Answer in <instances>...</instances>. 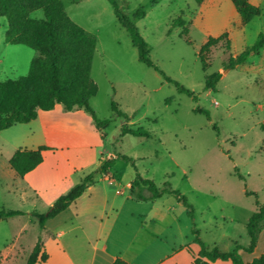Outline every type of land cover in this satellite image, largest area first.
<instances>
[{
    "label": "rangeland",
    "instance_id": "374dc122",
    "mask_svg": "<svg viewBox=\"0 0 264 264\" xmlns=\"http://www.w3.org/2000/svg\"><path fill=\"white\" fill-rule=\"evenodd\" d=\"M116 1L148 43L152 62L195 96L178 92L173 83L138 60L137 49L108 0H61L70 19L96 38L90 70L96 90L89 105L99 119L111 121L98 130L90 114L80 108L83 117L77 119V134L63 139L42 130L38 119L0 130V209L24 212L0 223V251L9 248L18 252L13 255L15 259L4 264H20V257L29 253L38 236L44 241L50 231L64 230L68 218L92 208L78 202L49 221L47 233L40 235L38 222L30 212H47L69 182L75 184L91 173L90 185L95 188L82 200L90 197L96 205L105 197L130 199L132 192L127 184L135 175L130 162L115 160L109 168L114 183L104 180L98 170L115 153L131 157L141 176L158 187L166 182L183 194L193 208L205 243L216 241L220 248H232L222 237L231 227L222 215L234 217L236 240L240 244L249 242L247 219L257 202L264 203V46L231 69L224 68V63L229 54H238L264 32V0H252L261 13L245 25L231 0ZM138 9L144 15L134 18ZM29 15L41 19L43 12L38 9ZM177 17L183 19L187 34L182 26L172 25ZM6 29V18L0 16V81L27 74L35 54L28 46L6 42ZM223 32L226 38L211 47L204 67L200 47L209 36ZM227 38L229 50L225 46ZM216 72L221 76L215 88L205 89L206 78ZM112 102L128 119L112 110ZM125 123L142 126L151 136L121 135ZM60 139L72 144L67 149L68 161L78 171L67 168V161L57 153ZM40 144L53 146L45 151V165H60L62 173L58 178L44 175L38 182L40 191L34 192L13 172L8 160L16 149H34ZM120 190L122 194H118ZM152 202L160 213L188 215L187 208L171 194L153 201L133 200L132 205L148 212Z\"/></svg>",
    "mask_w": 264,
    "mask_h": 264
},
{
    "label": "trees",
    "instance_id": "16d2710c",
    "mask_svg": "<svg viewBox=\"0 0 264 264\" xmlns=\"http://www.w3.org/2000/svg\"><path fill=\"white\" fill-rule=\"evenodd\" d=\"M108 1L113 7L117 21L128 32L132 45L136 47L138 60L163 75L166 81L176 86L178 92L195 96L192 91L166 76L157 68L148 55V43L139 34L134 22L122 12L116 0ZM197 1L198 3L201 2V0ZM231 2L242 25L261 13V9L251 3L250 0H231ZM38 9L42 10L43 17L41 19L31 18L29 14ZM143 15L144 11L138 9L134 13V18ZM0 16L5 17L7 21L5 41L11 44L25 45L35 51L29 62L27 74L16 79L0 81V130L35 120L40 110H50L56 104H60L65 111L82 108L90 114L96 129L106 128L111 119H99L89 105V99L96 90L90 78L96 38L70 19L64 11L61 0H0ZM172 25L182 26V32L187 34L188 29L184 26L181 17L175 18ZM226 36V32L218 36H209L202 44L199 55L204 67L211 47ZM225 46L226 49H230L228 38L225 40ZM263 46L264 32H260L252 45L246 46L236 55L229 54L224 63V68L231 69L245 62L250 55L259 53ZM220 76L219 72L208 76L205 80V89L213 90ZM111 108L118 116L128 119L115 102L111 103ZM196 111L204 112L201 108H197ZM261 128L264 129V125ZM120 134H131L145 138L151 136L144 127L129 126L127 123L121 126ZM46 149L48 147L45 145H38L34 149L18 148L10 156L9 166L17 176L23 177L42 162V152ZM117 158L130 162L134 167L135 175L130 182V189L136 200L148 201L159 198L163 194H171L187 208V214L191 220L193 242L199 247L198 257L194 259L195 264H209L216 259L230 260L233 264H264V253L253 257L249 262H244L238 252L239 249H242L246 253H251L256 246L261 225L264 222V203L257 202L256 210L247 219L248 244L246 246L236 244L231 251H222L217 246L210 247L200 239L199 231L193 221V208L187 202L186 197L178 190L169 187L166 182L162 187H158L151 179L142 177L131 157L120 153L110 155L99 165V172L107 173ZM238 176L242 178L241 175L238 174ZM92 182L93 175L87 174L65 193L60 194L47 212L31 211L30 214L36 218L39 229L43 230L48 219L66 210ZM247 193L252 194V192ZM23 214L24 212L19 209H0V220ZM46 259L47 253L43 250L41 237L38 236L25 264H36L37 262H44ZM1 260L2 255L0 253V262ZM110 264L130 263L117 257Z\"/></svg>",
    "mask_w": 264,
    "mask_h": 264
},
{
    "label": "crops",
    "instance_id": "0c3cea01",
    "mask_svg": "<svg viewBox=\"0 0 264 264\" xmlns=\"http://www.w3.org/2000/svg\"><path fill=\"white\" fill-rule=\"evenodd\" d=\"M250 2L253 3L252 0ZM78 117L81 119L83 117L80 108L65 111L60 104H56L50 110H40L35 120H40L42 130L63 139L68 137V135L77 134L76 132L79 129L77 125ZM61 139L58 144L59 150L57 153L67 161V168H71V171H78L79 168L68 161L67 149L72 144ZM40 145L48 147V149L42 152V162L22 177L27 186L34 192L40 191L38 182L40 181L39 179H44V175H55L58 178L62 173L60 165H45V151L53 149V146L49 144ZM101 174L104 180L114 183L109 170L107 173ZM51 182L55 183V180ZM72 185L74 183L69 182L65 186L63 193ZM127 187L130 188V182L127 184ZM94 188L93 185H89L85 192L66 209L70 210L72 206H77L78 202H81V205L88 204L92 206V208H88L87 210L83 209L85 212L82 213L86 214H74V218H68L64 223V230L46 232L48 231L47 223L65 210L45 222L44 229L40 230V235L43 232L47 233V237L42 241L43 250L47 253V259L44 262H37L36 264H110L117 257L122 258L130 264H195L194 259L198 257L199 247L193 242L191 220L188 215L183 216L182 213H160L153 202L148 212L143 211L141 207L132 205L133 200L143 202L142 200H136L132 194L130 199L119 200L105 197L100 205L92 203L94 201L90 197L89 199L82 200L83 196L91 195ZM118 194H122V191L120 190ZM221 217L229 222L228 226H231L222 233V237L231 243L232 248H220V245L216 241L206 243L210 247L217 246L220 250L227 252L240 243L233 234L234 217L225 215ZM9 218L0 220V223ZM195 220L196 217L194 215L193 221L199 231ZM69 234H72L73 237H68L67 235ZM199 237L202 240L200 232ZM247 244L240 245L246 246ZM238 252L244 262H249L253 257L264 253V222L261 225L258 240L253 251L246 253L242 249H239ZM0 253L2 255L0 264H4L8 259H15L16 257L13 255L18 252L13 253L8 248L0 251ZM29 253L20 257L22 264H25L26 256ZM209 264L233 263L230 260L216 259Z\"/></svg>",
    "mask_w": 264,
    "mask_h": 264
}]
</instances>
